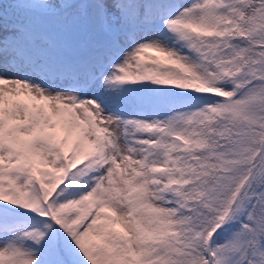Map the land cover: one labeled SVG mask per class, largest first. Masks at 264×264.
<instances>
[{"label":"snow or ice","instance_id":"1","mask_svg":"<svg viewBox=\"0 0 264 264\" xmlns=\"http://www.w3.org/2000/svg\"><path fill=\"white\" fill-rule=\"evenodd\" d=\"M0 264H264V0H0Z\"/></svg>","mask_w":264,"mask_h":264}]
</instances>
